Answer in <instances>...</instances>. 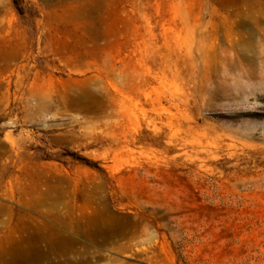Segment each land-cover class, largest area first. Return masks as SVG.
<instances>
[{
  "label": "rangeland",
  "instance_id": "rangeland-1",
  "mask_svg": "<svg viewBox=\"0 0 264 264\" xmlns=\"http://www.w3.org/2000/svg\"><path fill=\"white\" fill-rule=\"evenodd\" d=\"M0 264H264V0H0Z\"/></svg>",
  "mask_w": 264,
  "mask_h": 264
},
{
  "label": "bare ground",
  "instance_id": "bare-ground-1",
  "mask_svg": "<svg viewBox=\"0 0 264 264\" xmlns=\"http://www.w3.org/2000/svg\"><path fill=\"white\" fill-rule=\"evenodd\" d=\"M82 16H85V12H82V13L77 15V17H82Z\"/></svg>",
  "mask_w": 264,
  "mask_h": 264
}]
</instances>
